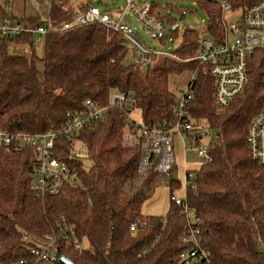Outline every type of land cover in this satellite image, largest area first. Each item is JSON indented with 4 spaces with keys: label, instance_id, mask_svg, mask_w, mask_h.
I'll list each match as a JSON object with an SVG mask.
<instances>
[{
    "label": "trees",
    "instance_id": "obj_1",
    "mask_svg": "<svg viewBox=\"0 0 264 264\" xmlns=\"http://www.w3.org/2000/svg\"><path fill=\"white\" fill-rule=\"evenodd\" d=\"M193 2L208 15L209 35L220 38L224 34L220 4ZM231 2L235 9L264 0ZM49 3L55 22L69 19L74 12L71 5ZM151 3L154 10L160 9ZM10 4L11 0H0V22L4 17L31 27L47 22L16 17L8 13ZM163 17L167 26H173V37L179 36L178 20ZM167 30L156 35L161 42L168 38ZM181 38L174 50L178 58L163 55L159 64H144L141 69L125 36L99 23L46 34L41 56L36 54L32 33L0 35V130L35 133L59 127L69 111L83 109L85 99L105 105L115 91L125 94L130 103L129 112L109 109L105 119L78 135L86 146L89 168L82 160L70 161L69 147L57 142V155L79 168L80 187L41 195L32 188L33 148L0 147V264L20 260L66 264L42 263L30 251L37 241L34 237L56 232L63 219L86 245L82 251L59 249L72 264H264V167L251 158L246 141L251 120L264 106V49L249 56L245 90L219 111L211 69L197 59L201 44L197 30L187 28ZM14 43L26 44L30 51H11ZM186 70L196 74L191 117L196 127L213 128L219 137L212 143V161L193 171L197 189L186 194V203L201 220V246L207 256L193 257L190 263L181 260L186 250L181 238L188 223L182 207L171 200L165 222L163 217H144L142 206L160 175L151 170L142 187L134 188V182L142 179L141 148L123 143L135 109L145 124L170 127L176 123L177 95L169 80ZM179 182L172 180V189ZM138 218H147V223L132 231L130 226Z\"/></svg>",
    "mask_w": 264,
    "mask_h": 264
},
{
    "label": "built area",
    "instance_id": "obj_2",
    "mask_svg": "<svg viewBox=\"0 0 264 264\" xmlns=\"http://www.w3.org/2000/svg\"><path fill=\"white\" fill-rule=\"evenodd\" d=\"M219 3L224 17L219 24L224 27V34L218 37L201 39L200 52L197 56L200 64L207 65L215 80V99L218 109L227 108L231 102L240 95L248 83V62L249 56L257 49H264V2L249 7H240L241 16L239 19L228 22L225 20V13L233 11L231 0H214ZM126 10L114 15L109 11L102 10L93 4L77 5L69 19H62L55 22L50 15L47 22L37 27H31L22 22L14 21L10 17H4L0 22V35L17 36L32 33L35 41L43 43L44 36L48 33H59L88 24L99 23L121 32L130 47H133L136 54V61L144 65L154 64L151 56L160 57L163 55L178 58L175 51L158 50L148 47L137 27L133 28L132 23L125 19L128 11H131L136 19L153 35H161L167 30L166 19L159 10H154L153 4L143 1L142 5L136 0H128ZM196 74L193 73L186 88L181 91L176 99L175 116L176 123L170 127H157L137 122L130 114L129 127L123 136V143L126 146H138L141 148L139 168L141 178L148 177L151 170L158 172L160 177L170 175L176 163L174 150V136L180 135L184 141L185 136L194 140L191 150H197L196 154L201 158L202 163L211 162L213 159L210 145H200V138L210 133L203 126L196 127L191 117L189 102L193 98V83ZM264 86V79H263ZM129 100L125 94L119 91L109 95L108 103L101 104L92 98L84 100L81 111H69L67 119L59 127H52L44 132H12L0 130V147L14 144L25 147L31 146L34 150L33 170L34 176L32 188L41 195H53L63 190L64 187H80L82 178L77 166L63 159L56 153L57 142L64 141L70 149L69 156L72 162H79L87 158L86 146L78 141V135L83 129L94 122L105 119L109 109L120 108L128 111ZM247 145L251 158L260 166L264 167V106L251 120L247 132ZM80 144L77 147V144ZM185 151L190 148L184 144ZM195 173L187 171L185 186V197L171 196V200L182 207L188 223L181 241L186 245V250L181 254V260L190 263L193 257L198 259L207 258L204 253L201 241V220H197L193 209L186 203V194L189 190L197 189L194 180ZM178 180L173 177L170 179ZM180 184V182H179ZM191 215L194 220H191ZM61 224L56 232L50 235L37 238L33 241L35 245L30 249L31 254L42 263H56L59 258V249H72L82 251L85 248L75 228ZM165 222L166 219L163 218ZM147 223V218H138L130 226L131 230H137ZM28 239V236H26ZM17 264H27L20 260Z\"/></svg>",
    "mask_w": 264,
    "mask_h": 264
},
{
    "label": "rangeland",
    "instance_id": "obj_3",
    "mask_svg": "<svg viewBox=\"0 0 264 264\" xmlns=\"http://www.w3.org/2000/svg\"><path fill=\"white\" fill-rule=\"evenodd\" d=\"M81 1V0H80ZM84 1V0H82ZM128 0H93L97 6L102 10L109 11L118 17L121 11H125L126 7L123 5L127 3ZM139 5L143 4L145 0H136ZM148 2H154L159 4V11L164 15H167L169 18H175L180 23L179 26V36L176 38L173 37L172 29L173 26L169 23L167 27L168 38H165L164 42H161L159 37L156 35H151L146 28L136 19L134 14L131 11L127 12V15L132 18V22L136 25L139 33L142 35V38L145 44L148 47H152L158 50H167L174 51L181 43V35L187 28H194L197 30L200 39L212 38V35H209L207 32L209 18L207 13L193 0H146ZM11 6V4L9 5ZM241 16V8H235L232 12L228 11L225 13V20L228 22H233L239 19ZM181 19V20H180ZM177 22V23H178ZM176 23V24H177ZM172 26V27H171ZM174 38V39H173ZM11 51H24L29 52L30 49L26 44H16L11 45ZM43 51V43H36V54L41 56ZM180 57V56H179ZM152 62L154 65L160 63L162 57H153L151 56ZM147 64V63H145ZM153 66V65H152ZM145 69V65L141 66V69ZM192 71L186 70L181 74L170 76L169 86L170 89L179 96L181 91L184 90L193 76ZM227 109V108H225ZM225 109H219V111H224ZM132 117L137 121H142L141 112L139 110L132 111ZM210 133L208 136H203L200 138V145H210L216 143L219 139L217 131L215 129L207 128ZM194 140H192L188 135L182 137L178 134L174 136V150L176 154V163L174 164V170L170 175H164L163 177H158L152 185L148 192L146 201L142 206V213L144 217L157 216L165 217L170 205H171V196L175 195L180 198L185 197V190H181V187L185 186L187 171H194L200 167L202 164L201 158L196 154L197 150H191ZM184 144H186L190 149L185 151ZM80 144H77L79 147ZM85 168L90 167V161L87 158L83 160ZM171 177L178 179L180 184L172 189L170 184ZM146 177L134 182V188L142 187V181ZM191 220H194V216L191 215Z\"/></svg>",
    "mask_w": 264,
    "mask_h": 264
},
{
    "label": "crops",
    "instance_id": "obj_4",
    "mask_svg": "<svg viewBox=\"0 0 264 264\" xmlns=\"http://www.w3.org/2000/svg\"><path fill=\"white\" fill-rule=\"evenodd\" d=\"M57 4L67 7L71 5L73 11L77 5L93 4V0H54ZM49 0H11V6L8 7V13L16 17L41 18L45 20L50 15Z\"/></svg>",
    "mask_w": 264,
    "mask_h": 264
},
{
    "label": "water",
    "instance_id": "obj_5",
    "mask_svg": "<svg viewBox=\"0 0 264 264\" xmlns=\"http://www.w3.org/2000/svg\"><path fill=\"white\" fill-rule=\"evenodd\" d=\"M123 6L125 7L126 4H124ZM125 19H126L128 22H132V18L129 17L128 15H125ZM180 20H181V19H180ZM179 24H180V23L178 22V23L176 24V26H178ZM132 26H133V28H136V25H134L133 23H132ZM151 35H152V34H151ZM57 256H58L59 260L63 261L64 263H66V264H72V261H71L68 257H66L63 253L59 252V253L57 254Z\"/></svg>",
    "mask_w": 264,
    "mask_h": 264
}]
</instances>
